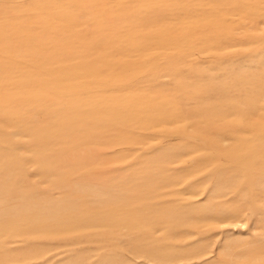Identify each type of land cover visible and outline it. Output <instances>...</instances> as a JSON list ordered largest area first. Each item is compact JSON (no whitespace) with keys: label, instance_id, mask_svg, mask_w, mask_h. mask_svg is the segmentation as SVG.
I'll use <instances>...</instances> for the list:
<instances>
[{"label":"rangeland","instance_id":"374dc122","mask_svg":"<svg viewBox=\"0 0 264 264\" xmlns=\"http://www.w3.org/2000/svg\"><path fill=\"white\" fill-rule=\"evenodd\" d=\"M0 264H264V0H0Z\"/></svg>","mask_w":264,"mask_h":264}]
</instances>
